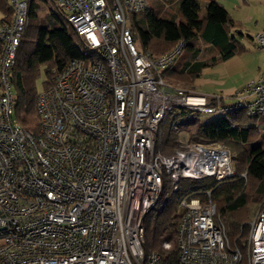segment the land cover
I'll list each match as a JSON object with an SVG mask.
<instances>
[{"label": "built area", "instance_id": "1", "mask_svg": "<svg viewBox=\"0 0 264 264\" xmlns=\"http://www.w3.org/2000/svg\"><path fill=\"white\" fill-rule=\"evenodd\" d=\"M9 1L12 21L0 22V264H161L144 249L143 219L160 200L164 173L171 191L184 178L234 175L231 150L219 142L188 134L174 154L157 152L161 125L176 109L187 111L173 125L180 130L203 114L244 109L264 117V67L226 104L220 93L159 76L182 45L158 57L141 47L129 19L149 0H55L85 53L54 70L38 93L34 133L13 117L9 78L33 0ZM254 40L264 52V25ZM180 207V264H264V199L245 249L229 243L211 199L185 197Z\"/></svg>", "mask_w": 264, "mask_h": 264}, {"label": "trees", "instance_id": "2", "mask_svg": "<svg viewBox=\"0 0 264 264\" xmlns=\"http://www.w3.org/2000/svg\"><path fill=\"white\" fill-rule=\"evenodd\" d=\"M42 1L50 3V12L45 16L41 15ZM202 2L206 9L203 14ZM0 6L6 13L4 20L11 22L12 5L8 0H0ZM58 12L64 16L55 0L31 2L27 27L9 72L15 100L13 117L34 133L39 130L36 103L41 66H45L43 87H47L54 70L62 69L85 53L84 41L67 19L69 25L61 21ZM129 25L141 47L153 57L172 51L178 43L182 45L174 63L158 74L167 82L180 83L192 90L204 68L215 67L249 50L240 41L242 37L255 41L254 36L241 30V23L219 0H149L145 10L130 17ZM206 47L215 52L203 58ZM1 52L0 43V55ZM186 114L182 109L169 114L156 138L157 152L172 155L181 149V130L173 125ZM189 135L193 141H215L230 148L234 175L221 181L213 177L184 178L179 189L171 191L170 176L164 173L162 204L143 219L144 249L147 254L161 255V264H180L178 227L182 216L180 202L185 197L215 202V222L224 226L229 243L242 249L246 247L252 206L257 207L264 199V117L249 115L244 109L230 110L211 119H200ZM165 241L171 243L169 249L164 248Z\"/></svg>", "mask_w": 264, "mask_h": 264}, {"label": "crops", "instance_id": "3", "mask_svg": "<svg viewBox=\"0 0 264 264\" xmlns=\"http://www.w3.org/2000/svg\"><path fill=\"white\" fill-rule=\"evenodd\" d=\"M248 2L249 0H243L242 4H248ZM237 3L238 5L240 4L239 1ZM231 15L235 18L233 14ZM5 17L6 13L0 6V22H4ZM235 19L238 20L237 18ZM263 25L264 21L255 33L260 31ZM240 41L245 43V38L242 37ZM251 42V44L245 43L249 47L248 51L234 56L215 67L204 68L201 76L194 83L195 91L204 94L220 93L224 96L226 104L233 103L236 99L234 93L239 92L246 84L257 80L261 76L264 67V52L258 48L255 41Z\"/></svg>", "mask_w": 264, "mask_h": 264}, {"label": "rangeland", "instance_id": "4", "mask_svg": "<svg viewBox=\"0 0 264 264\" xmlns=\"http://www.w3.org/2000/svg\"><path fill=\"white\" fill-rule=\"evenodd\" d=\"M223 5L231 12V14H233L235 16V18H237L240 23H241V30L244 33H248L250 35L254 34L256 32V30L259 29L260 24H262V22L264 21V2H262L261 0H249L248 4H242L243 0H220ZM239 1V5L238 2ZM38 2V1H37ZM42 11H41V15L45 16L50 12V3L48 2H39ZM202 6L203 8L201 9V14H203L205 12V5L202 2ZM57 11V10H56ZM59 16L61 18V21L64 24H68L66 18L59 13ZM61 24V23H59ZM245 43L246 44H251L252 42L248 39L245 38ZM179 45V43H178ZM203 52L205 53L202 57L203 58H207L211 55V51L208 47L204 48ZM41 73L37 79V87H38V91L41 92L43 90V83L46 80V75H45V66H41ZM168 82L173 83L174 86L179 87V88H183V89H190L189 87L184 86L183 84L180 83H175L172 82L170 80H168ZM192 90V89H190ZM199 92V91H198ZM215 115H209V114H203L201 116V120L203 119H211L213 118ZM195 125H192L191 127H186V128H182L181 131L179 132V139L181 141H184L185 137L192 131L195 129ZM181 146V145H180ZM262 203V202H261ZM256 207V205L252 206V214H251V218L255 215L259 205ZM162 204V201L159 200L157 202V204L155 205V208L158 209ZM250 218V219H251Z\"/></svg>", "mask_w": 264, "mask_h": 264}]
</instances>
